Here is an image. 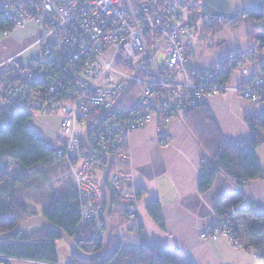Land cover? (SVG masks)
I'll use <instances>...</instances> for the list:
<instances>
[{"label": "built area", "instance_id": "2783aa9c", "mask_svg": "<svg viewBox=\"0 0 264 264\" xmlns=\"http://www.w3.org/2000/svg\"><path fill=\"white\" fill-rule=\"evenodd\" d=\"M159 1L0 0V19L10 24L0 35L8 37L30 22L42 30L38 56L25 64L15 56L0 63L1 105L61 116L62 137L49 147L64 168L46 185L71 182L80 222H92L98 237L105 228L99 181L106 161L90 154L85 136L94 151L110 156L105 187L133 216L139 189L128 165L127 142L134 129L156 122L158 142L165 146L167 124L208 97L231 94L264 104L259 52L248 45L232 47L217 60L196 64L193 3L169 0L160 7ZM158 53L164 55L160 63ZM131 80L130 90L114 105ZM230 225L228 216L215 217L199 238L227 237L237 247Z\"/></svg>", "mask_w": 264, "mask_h": 264}, {"label": "trees", "instance_id": "16d2710c", "mask_svg": "<svg viewBox=\"0 0 264 264\" xmlns=\"http://www.w3.org/2000/svg\"><path fill=\"white\" fill-rule=\"evenodd\" d=\"M168 1L160 0L158 5L161 7ZM188 1L193 3L192 27L197 42L196 57H199L201 49H217L224 44L221 38L223 31H234L239 27L245 29L247 45L264 53L263 14L249 10L227 21L218 16L201 18L199 0ZM9 25L0 19V29L9 28ZM260 71L264 72V64L260 66ZM30 116L29 111L19 107L0 108V233H7L19 223L42 215L49 223L67 233L83 253L94 254L102 248V237L94 235L92 222H80L77 194L71 182H62L49 194L44 190V179L62 170L64 161L53 157V150L45 137L27 124ZM181 117L212 162L201 170L198 180L200 193L212 187L218 171L238 187L262 174L256 147L264 145V104L245 117L249 134L243 140L226 139L204 103L183 111ZM111 166L113 170V163ZM110 199V235L105 253L99 257L83 259L69 247V264H181L172 249L148 240L143 226L135 217V211L131 216L113 194H110ZM28 201L42 203L40 212L30 208ZM242 201L243 198L239 197L227 210L216 207L214 218L228 216L230 234L237 239L238 246H243L241 238L244 237L252 247L261 248L258 257L264 259V212L249 202L241 206ZM160 206L159 200L154 199L145 208L159 228H163ZM238 212L251 215V220L235 222L234 217ZM29 227L6 239H0V261L7 263L6 259L11 258L57 264L59 256L55 240H62V236L42 222ZM131 231L134 233H129ZM182 264L192 263L184 261Z\"/></svg>", "mask_w": 264, "mask_h": 264}, {"label": "crops", "instance_id": "0c3cea01", "mask_svg": "<svg viewBox=\"0 0 264 264\" xmlns=\"http://www.w3.org/2000/svg\"><path fill=\"white\" fill-rule=\"evenodd\" d=\"M41 33V27L30 22L15 28L8 37L0 35V63L10 56H15L22 64L27 63L39 53L38 39ZM223 33L230 36L228 43L217 49H206L203 56L194 59L196 64H207L222 57L232 47L248 44L243 27L234 31L227 29ZM259 55L264 57L262 52ZM258 64L253 63L251 66L258 68ZM203 103L210 109L221 134L229 140L247 137L249 127L245 117L261 108L259 104L231 94L208 97ZM165 134L169 136V143L163 146L158 142L156 122H151L143 128L134 129L127 142L130 155L128 165L135 187L139 189L133 209L148 240L172 249L181 264L184 261L192 264H264V259L258 257L261 248L249 245L242 234V247L233 246L227 237L220 236L215 240L199 238V234L212 223L216 207L227 210L239 197L243 198L241 206L249 202L264 212V145L256 147L257 159L263 170L261 175L238 187L218 171L212 187L200 193L198 180L201 170L212 162L187 129L182 117L171 120L165 128ZM154 199L159 200L161 205L163 228H159L145 208ZM241 213L235 215V222L251 220V215ZM67 255L63 260L59 259L57 264H69L70 253ZM0 264L49 263L8 259L7 263L0 261Z\"/></svg>", "mask_w": 264, "mask_h": 264}, {"label": "water", "instance_id": "95a60500", "mask_svg": "<svg viewBox=\"0 0 264 264\" xmlns=\"http://www.w3.org/2000/svg\"><path fill=\"white\" fill-rule=\"evenodd\" d=\"M199 7V16L201 18L207 17V18H212V17H221L223 19H233L235 18L239 13L246 12L248 10H252L256 13H261L264 14V0H199L198 3ZM136 74V69L134 72V75ZM133 84V80L129 83V85L125 88V90L121 93V95L116 99L114 105L119 101L122 95H124L131 85ZM88 127L85 130V135ZM84 145L86 146L87 150L90 152V154L97 156V157H104L106 161V168L103 171V174L101 175V179L99 181V186L102 189V192L104 193L105 199H106V207H105V212L103 216V221L105 223V228H104V234L102 236V248L95 252L94 254H87L83 253L77 245L72 241V239L65 233L62 229L56 227L52 223H49L44 216L39 215V216H34L32 218H29L27 221L21 222L18 224V226L11 230L8 231L7 233H0V239H6L7 237H10L11 235L18 233V231H21L23 229H26L29 227V225L35 224V223H45L49 228L51 227L54 231H56L58 234L62 236L66 244L69 245V247L74 251L77 255H79L81 258L85 259H91L95 257H99L105 253L107 249V240L110 235V222L108 221V214L110 212L111 208V199H110V193L108 188L105 187V179L106 175L109 171V162H110V156L105 154V153H97L94 151L86 141V136L84 137Z\"/></svg>", "mask_w": 264, "mask_h": 264}, {"label": "rangeland", "instance_id": "374dc122", "mask_svg": "<svg viewBox=\"0 0 264 264\" xmlns=\"http://www.w3.org/2000/svg\"><path fill=\"white\" fill-rule=\"evenodd\" d=\"M244 29V28H243ZM224 32V31H223ZM221 33V38L223 39V41L225 43H228V39H230L228 35H226L225 33ZM195 38V36H194ZM193 42L194 45V52H195V47L197 46V42L196 39H192L191 40ZM201 49V48H200ZM207 50H203L201 49L199 51L200 55L203 56L204 53H206ZM38 56V55H37ZM164 55H162L161 53L156 54V60L160 63L163 61ZM205 65V64H204ZM31 116L28 118L27 124L29 126H31L33 129H36L37 131H39L41 134H43V136L47 137V140L49 142V144H53L58 138H61V125H60V121H61V116L60 115H40L38 113H31ZM86 129V127H85ZM64 168V167H63ZM63 171L59 170V172ZM57 173H53L52 175H48V177H52L55 176ZM47 178H45L44 180V190L49 194V192L53 191V189H56L62 182L65 183V181H61L56 183L55 185H53V187L48 188V186L46 185L47 182ZM58 184V185H57ZM29 202V206L30 208L36 210L38 213L41 210V205L42 203L38 202V204H36L35 202ZM31 227H36V226H31ZM30 228V227H29ZM55 244L57 245V253L59 256V259L63 260V258L68 257V253H70V249L69 246L67 244H65V241L62 239H57L55 240ZM260 251H258L259 254ZM261 258V257H259ZM11 259V258H8ZM8 259H6L8 261ZM261 260H263L261 258ZM263 264V263H262Z\"/></svg>", "mask_w": 264, "mask_h": 264}]
</instances>
